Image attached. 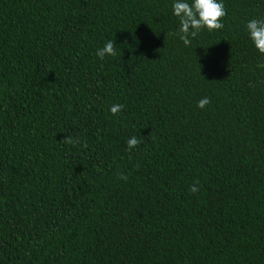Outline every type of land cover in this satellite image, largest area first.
<instances>
[{
    "label": "trees",
    "instance_id": "trees-1",
    "mask_svg": "<svg viewBox=\"0 0 264 264\" xmlns=\"http://www.w3.org/2000/svg\"><path fill=\"white\" fill-rule=\"evenodd\" d=\"M175 2L0 0V264H264V0Z\"/></svg>",
    "mask_w": 264,
    "mask_h": 264
},
{
    "label": "clouds",
    "instance_id": "clouds-1",
    "mask_svg": "<svg viewBox=\"0 0 264 264\" xmlns=\"http://www.w3.org/2000/svg\"><path fill=\"white\" fill-rule=\"evenodd\" d=\"M173 14L179 19L180 23L179 32L177 33L179 39L185 46H189L191 44L190 38H195L202 30L213 32L222 29L221 20L226 15V11L224 4L222 2L218 3L217 0H193L191 4L185 2V0H176L173 4ZM246 27L255 48L260 54L264 55V20L253 19L247 23ZM96 55L100 60H103L105 56H115L114 43L108 41L102 49L97 51ZM209 103L208 98H202L197 106L204 109ZM122 109L123 105H113L110 111L113 115H116ZM64 143L75 146L79 143V140L74 141L72 137H67ZM126 143L127 149L131 151L138 147L141 141L136 136H132ZM120 179L127 180V177L121 175ZM197 184L198 181L190 187L189 191L191 193L194 194L199 191Z\"/></svg>",
    "mask_w": 264,
    "mask_h": 264
}]
</instances>
